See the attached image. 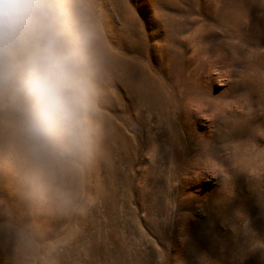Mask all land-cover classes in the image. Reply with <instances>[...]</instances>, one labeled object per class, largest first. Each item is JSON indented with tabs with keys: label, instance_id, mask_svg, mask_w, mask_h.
<instances>
[{
	"label": "rangeland",
	"instance_id": "rangeland-1",
	"mask_svg": "<svg viewBox=\"0 0 264 264\" xmlns=\"http://www.w3.org/2000/svg\"><path fill=\"white\" fill-rule=\"evenodd\" d=\"M232 2L94 0L96 203L50 212L0 168V264H264V0Z\"/></svg>",
	"mask_w": 264,
	"mask_h": 264
},
{
	"label": "clouds",
	"instance_id": "clouds-1",
	"mask_svg": "<svg viewBox=\"0 0 264 264\" xmlns=\"http://www.w3.org/2000/svg\"><path fill=\"white\" fill-rule=\"evenodd\" d=\"M101 48L94 0H0V168L53 213L85 216L96 203L75 182L104 152Z\"/></svg>",
	"mask_w": 264,
	"mask_h": 264
},
{
	"label": "bare ground",
	"instance_id": "bare-ground-1",
	"mask_svg": "<svg viewBox=\"0 0 264 264\" xmlns=\"http://www.w3.org/2000/svg\"><path fill=\"white\" fill-rule=\"evenodd\" d=\"M234 1H236V0H233L232 4H234ZM229 3H230V2H229ZM227 4H228V3H227ZM231 8H232V7H231ZM103 44H104V43H103ZM106 44H107V43H106ZM107 46H108V45H106V47H107ZM106 47H105L104 45H102V48H101V54H103L102 50L105 49V50H104L103 57H102V58H103V61H107V60H109V58H110V57H109V51H108L109 49H107L109 46H108L107 48H106ZM110 60H111V59H110ZM104 64H105V63H104ZM107 73H108V72H107Z\"/></svg>",
	"mask_w": 264,
	"mask_h": 264
}]
</instances>
